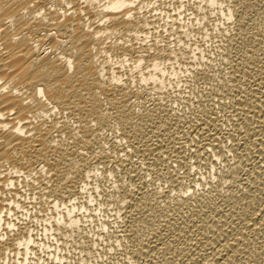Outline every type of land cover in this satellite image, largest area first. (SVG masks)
Instances as JSON below:
<instances>
[{
	"label": "bare ground",
	"instance_id": "1",
	"mask_svg": "<svg viewBox=\"0 0 264 264\" xmlns=\"http://www.w3.org/2000/svg\"><path fill=\"white\" fill-rule=\"evenodd\" d=\"M104 253L264 264V0H0V264Z\"/></svg>",
	"mask_w": 264,
	"mask_h": 264
},
{
	"label": "rangeland",
	"instance_id": "2",
	"mask_svg": "<svg viewBox=\"0 0 264 264\" xmlns=\"http://www.w3.org/2000/svg\"><path fill=\"white\" fill-rule=\"evenodd\" d=\"M104 255H105V256H104ZM104 255H102V256L100 257V259L102 260V262H101V263H97V264H108L109 261H110L111 264H112V263H113V264H119V262L117 263V261H116L117 259H116V258H109L108 255H107L106 253H104ZM103 256H104L105 258H104ZM102 257H103L106 261H105ZM109 259H110V260H109ZM114 260H115V261H114ZM107 261H108V262H107ZM104 262H105V263H104ZM34 263H35V262H32V260H31L30 264H34ZM39 264H40V262H39Z\"/></svg>",
	"mask_w": 264,
	"mask_h": 264
}]
</instances>
